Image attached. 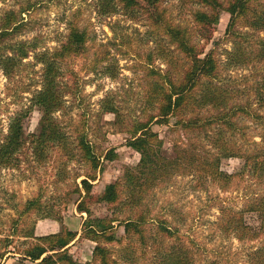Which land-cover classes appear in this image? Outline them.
Segmentation results:
<instances>
[{
	"label": "rangeland",
	"instance_id": "374dc122",
	"mask_svg": "<svg viewBox=\"0 0 264 264\" xmlns=\"http://www.w3.org/2000/svg\"><path fill=\"white\" fill-rule=\"evenodd\" d=\"M161 7L174 24L193 33L197 31L193 12L200 6L191 1L165 0ZM11 12L23 21L15 40L37 39L39 51L59 47L66 39L69 24L76 23L87 30L89 39L85 53L67 60V70L59 84L65 94L64 102L55 114L66 130L74 135L71 141L74 142L78 132L84 130L100 160L101 169L95 170L80 148L71 144L68 151L75 159L68 162L69 156L60 148L46 146L40 156L32 146H26L18 163L0 165V242L3 243L0 264H35L19 257L21 254L16 252L37 241L33 238L58 233L64 227L78 232L70 246L73 259L80 264H100L99 260L93 259L96 242L80 238L88 214L77 210L80 194L76 188L78 185L82 188L81 180L86 175L96 174L92 181L96 196L108 183L125 182L128 170H145L141 153L127 144L136 122H148L150 130L157 132L163 140L162 155L179 160L169 167L167 174L159 175L156 183L143 185L145 197L140 203L130 202L128 189L123 185V200L115 204L90 203L93 216H117L124 220L147 214L149 235L155 234L156 220L163 218L180 230L188 244L195 241L199 246L198 264L211 258L221 264H248L252 250L264 245V235L255 241L238 240L219 227L220 208L241 209L245 192H264V175L249 174L245 177L249 178L247 184L237 183L224 191L203 174L200 167L203 158L216 151L210 137L212 131L205 135L183 130L176 124L179 121L176 115L171 116L168 124L158 123L156 116L161 99L152 91L159 79L157 70L164 74L174 72L176 66L185 70L189 62L182 52L176 50L175 44H170L173 56L166 53L167 50H163L166 58L159 55V45L164 43L155 38L154 25L150 24L147 13L132 19L122 11L107 15L98 10V0H0V25ZM229 21L230 14L222 11L206 51L214 49L220 60V84L231 92L232 107L244 106L252 116L239 112L235 117L238 127L226 135L251 150V139L261 141L258 134L264 132V119H258L255 114L264 116V102L260 100L257 88L264 80V61L254 58L251 49L247 50L250 53L245 61L230 58L226 51H232L234 43L226 33ZM243 31L250 33L253 40L264 38V31L251 27ZM162 39L169 45L166 35H162ZM254 45L260 46L259 43ZM25 61L34 63L33 53ZM42 67L41 63L32 64L10 81L0 69V143L9 131L10 118L32 103L35 89L40 88L38 82L42 79ZM188 110L187 115L192 112ZM218 111L211 107L201 109L205 115ZM42 114V106L31 108L23 121L26 133L39 130ZM111 149H115L117 154L114 160L105 158ZM196 154L202 156L200 160ZM181 155L185 157L182 160ZM244 162V159L227 154L221 159L220 169L229 174L238 172ZM144 181L147 182L146 179ZM32 198L39 199L37 207L30 212H22ZM246 218L255 226L260 224L255 213H246ZM114 224L123 242L105 245L113 250V258L119 264H158L155 246L148 247L145 255L141 254L139 245L134 246L136 257L127 254L129 244L123 223L116 221ZM25 233H29L31 238L26 239ZM4 238L11 241L6 243ZM161 243L163 246L171 245L174 240ZM5 246L13 253L5 251Z\"/></svg>",
	"mask_w": 264,
	"mask_h": 264
},
{
	"label": "trees",
	"instance_id": "16d2710c",
	"mask_svg": "<svg viewBox=\"0 0 264 264\" xmlns=\"http://www.w3.org/2000/svg\"><path fill=\"white\" fill-rule=\"evenodd\" d=\"M163 1L165 0H98V10L107 15L122 11L131 19L144 12L147 13L150 24L154 25L155 38H160L157 40L164 43V45H159V55L166 58L165 54L170 52L173 56L174 51H170V44H175L176 50L183 53L189 62L185 70L176 66L172 73L168 71L164 74L160 70L156 72L159 79L155 81L152 91L159 100L161 99L156 116L157 121L160 124H168L171 116L176 115L179 116L176 124L183 130L203 132L205 135L212 131L210 137L216 151L200 162L203 174L210 177L224 191L231 189L237 183L247 184L249 178L245 177L249 174L264 175V132L258 134L262 138L261 141L251 139V150L246 149L244 144H238L232 136L226 135L238 127L235 117L239 112L250 116L251 113L244 106L235 108L230 104L231 92L220 84V60L214 49L206 51V45L213 39L212 33L220 22L221 12L226 11L230 14L226 33L232 37L234 43V49L227 50L226 53L231 59L245 61L246 55L252 52L255 54L254 58L264 61V38L253 40L250 33L243 31L244 28L250 27L264 31V0H227L226 2L223 0H180L191 1L200 6L193 12L197 24V31L194 33L172 22L167 11L161 7ZM18 18L16 13L11 12L0 25V69L10 81L21 75L26 67L41 63L43 65L42 79L38 82L40 88L35 89L30 106L10 118L9 131L0 143V165L8 166L18 163L19 155L23 153L26 146H32L35 153L40 156L42 155L40 152L46 146L60 148L69 156L68 162L75 159L74 155L68 151V145L71 144V146L76 145L80 148L83 156L93 163L95 170L101 169L100 160L86 139L84 130L79 131L75 136L74 142L77 144H74L71 141L74 135L66 130L55 114L64 102L65 94L59 84L63 82L61 79L64 71L67 70V60L85 53L89 39L87 30L82 29L76 23L69 24L66 39L59 47L39 51L37 39L15 40V35L23 27L22 19ZM162 35L169 38V45H166ZM254 43H259L260 46L257 47ZM248 49H251L250 52L247 51ZM163 50L167 52L164 53ZM32 53L35 62L27 63L25 60ZM257 88L259 98L264 102V80L258 84ZM34 105L43 107L39 130L35 133H26L23 121ZM208 107L219 111L208 115L201 113V109ZM188 109L192 112L190 111L187 115ZM255 114L258 119H264V116ZM127 144L141 153L145 170L134 168L128 170L125 182L117 180L108 183L103 192L96 196L93 194L92 183L96 179V174H88L81 180L82 188L79 185L76 188L80 194L77 210L87 213L88 217L83 223L80 238L85 237L96 242L93 248V259L99 260L100 264H119L113 258V250L105 245L106 243L123 242L114 224L118 221L123 223L124 232L128 238L127 254H133L136 257L134 246L137 245L141 247L142 255L148 252V247L155 246L159 256L158 264H198L201 255L200 250L197 249L199 246L195 241L188 244L182 238L180 230L172 227L166 219L158 218L155 234L149 235L147 214L124 220L117 216L110 218L93 216L90 203L94 201L115 204L123 200L125 189L123 185L128 189L130 202L140 203L145 197V191L142 190L143 185L146 187V185L156 183L158 176L167 174L169 167L179 160L168 159L162 155L163 140L157 132L150 130L148 122H136L133 125ZM227 154L244 159V166L240 171L231 174L221 171V159ZM116 155L115 149H111L105 158L114 160ZM196 155L200 160L202 156ZM180 158L182 160L185 157L181 155ZM242 197L245 198V202L241 209L224 206L220 208L221 216L218 224L238 240L255 241L264 235V192H245ZM38 203V198L28 200L22 212H30L37 207ZM246 213H255L260 224L255 226L249 223ZM23 236L26 239L29 236L31 238L29 233ZM77 236L78 232L64 227L58 233L33 238L37 241L29 243L21 252L16 253H20L19 257L31 260L35 264H80L73 259L70 251V246ZM8 239L4 238V241L9 243L11 240ZM169 239H173L174 243L163 246L161 241L166 242ZM0 241H2L1 238ZM1 243L0 249L2 248ZM5 249L13 253L12 250H8V246H5ZM203 264H221V262L211 258L206 259ZM248 264H264V245L252 250L248 257Z\"/></svg>",
	"mask_w": 264,
	"mask_h": 264
}]
</instances>
